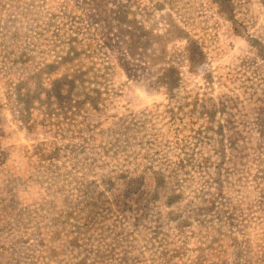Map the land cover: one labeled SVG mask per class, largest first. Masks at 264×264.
Returning a JSON list of instances; mask_svg holds the SVG:
<instances>
[{
    "label": "rangeland",
    "instance_id": "obj_1",
    "mask_svg": "<svg viewBox=\"0 0 264 264\" xmlns=\"http://www.w3.org/2000/svg\"><path fill=\"white\" fill-rule=\"evenodd\" d=\"M0 264H264V0H0Z\"/></svg>",
    "mask_w": 264,
    "mask_h": 264
}]
</instances>
